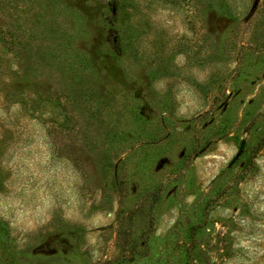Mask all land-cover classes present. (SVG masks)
<instances>
[{
    "label": "rangeland",
    "instance_id": "rangeland-1",
    "mask_svg": "<svg viewBox=\"0 0 264 264\" xmlns=\"http://www.w3.org/2000/svg\"><path fill=\"white\" fill-rule=\"evenodd\" d=\"M0 264H264V0H0Z\"/></svg>",
    "mask_w": 264,
    "mask_h": 264
},
{
    "label": "water",
    "instance_id": "water-1",
    "mask_svg": "<svg viewBox=\"0 0 264 264\" xmlns=\"http://www.w3.org/2000/svg\"><path fill=\"white\" fill-rule=\"evenodd\" d=\"M244 145H245V142L242 141V142L240 143V146H239L238 152H237L236 155L233 157V159L230 161L228 167H231V166H232V165L238 160V158L242 155Z\"/></svg>",
    "mask_w": 264,
    "mask_h": 264
}]
</instances>
